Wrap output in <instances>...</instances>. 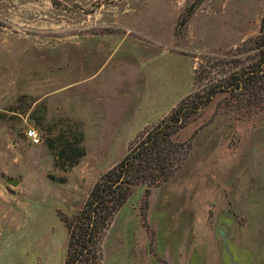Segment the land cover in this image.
I'll return each instance as SVG.
<instances>
[{"label":"rangeland","instance_id":"1","mask_svg":"<svg viewBox=\"0 0 264 264\" xmlns=\"http://www.w3.org/2000/svg\"><path fill=\"white\" fill-rule=\"evenodd\" d=\"M263 16L264 0H0V264H63L61 216L186 98L248 69ZM192 117L170 179L105 230L102 264H264V81Z\"/></svg>","mask_w":264,"mask_h":264},{"label":"trees","instance_id":"2","mask_svg":"<svg viewBox=\"0 0 264 264\" xmlns=\"http://www.w3.org/2000/svg\"><path fill=\"white\" fill-rule=\"evenodd\" d=\"M252 44L256 57L248 69L232 73L223 85L206 95L186 98L130 147L118 165L100 176L78 212L61 216L67 233L63 264H102L100 244L105 230L136 187H147L143 195L147 205L151 189L170 179L178 167L175 156L181 147L176 136L193 119L192 116L218 94L249 92L264 81V22ZM63 155L71 167L82 156V151L69 146L61 151L60 156Z\"/></svg>","mask_w":264,"mask_h":264},{"label":"built area","instance_id":"3","mask_svg":"<svg viewBox=\"0 0 264 264\" xmlns=\"http://www.w3.org/2000/svg\"><path fill=\"white\" fill-rule=\"evenodd\" d=\"M25 138L31 143V145H37L39 144L40 138L38 136V133L33 128H28L24 132Z\"/></svg>","mask_w":264,"mask_h":264},{"label":"water","instance_id":"4","mask_svg":"<svg viewBox=\"0 0 264 264\" xmlns=\"http://www.w3.org/2000/svg\"><path fill=\"white\" fill-rule=\"evenodd\" d=\"M6 183L9 184L12 187H17L19 185V181L16 179H6Z\"/></svg>","mask_w":264,"mask_h":264}]
</instances>
